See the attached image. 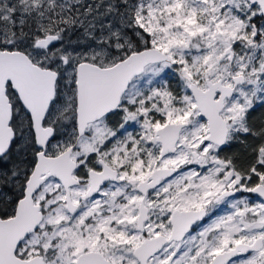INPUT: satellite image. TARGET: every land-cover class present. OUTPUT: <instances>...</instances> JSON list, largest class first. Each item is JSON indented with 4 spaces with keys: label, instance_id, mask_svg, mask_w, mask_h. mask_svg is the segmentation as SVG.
Instances as JSON below:
<instances>
[{
    "label": "snow or ice",
    "instance_id": "1",
    "mask_svg": "<svg viewBox=\"0 0 264 264\" xmlns=\"http://www.w3.org/2000/svg\"><path fill=\"white\" fill-rule=\"evenodd\" d=\"M0 264H264V0H0Z\"/></svg>",
    "mask_w": 264,
    "mask_h": 264
}]
</instances>
